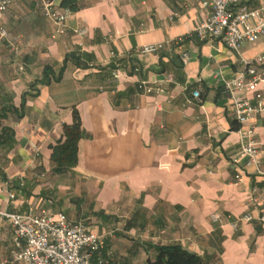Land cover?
Listing matches in <instances>:
<instances>
[{
    "label": "crops",
    "instance_id": "1",
    "mask_svg": "<svg viewBox=\"0 0 264 264\" xmlns=\"http://www.w3.org/2000/svg\"><path fill=\"white\" fill-rule=\"evenodd\" d=\"M54 1L73 7L64 34L41 0H15L0 17L9 33L0 41V101L21 111L0 125L13 131L0 146V210L66 214L105 237V264H149L157 247L173 244L206 264H264V226H232L264 209V177L239 158L244 127L225 92L244 62L264 70V36L240 54L200 41L205 0ZM249 5L264 9V0ZM149 45L163 49L142 54ZM47 69L60 80L42 84ZM75 112L77 161L61 173L52 157ZM253 123L264 164V113ZM17 252L0 218V264H20Z\"/></svg>",
    "mask_w": 264,
    "mask_h": 264
},
{
    "label": "built area",
    "instance_id": "2",
    "mask_svg": "<svg viewBox=\"0 0 264 264\" xmlns=\"http://www.w3.org/2000/svg\"><path fill=\"white\" fill-rule=\"evenodd\" d=\"M15 0H0V17L13 5ZM44 16L56 27L59 34H64L68 28L73 12L63 8L54 0H41ZM250 0H205V6L210 12L196 29V34L202 42L221 41L238 54L247 43H255L264 36V9L252 8ZM79 37H85L86 28L75 31ZM8 31L0 27V41L7 40ZM13 51L18 53L14 44ZM163 49L161 45H149L141 49L142 54H158ZM264 63V58L261 59ZM245 69L236 78L225 83V92L230 97L235 120L244 129L241 133V150L239 158L254 165L257 173L264 177V164L258 160L257 128L253 121L264 113V93L260 84L264 82V70L244 62ZM24 68L21 67L20 71ZM113 78H118L114 73ZM147 93L154 92L148 88ZM198 96V94L196 95ZM14 199L15 195L12 194ZM223 215L213 214L211 219L217 223ZM0 218L7 219L13 230L14 243L18 252L14 261L20 264H105L102 252L106 246L103 235L94 233L88 226L71 221L66 214L56 216L47 214L21 215L0 210ZM257 219L264 226V209L258 218L252 213L244 214L232 226L235 229L242 223H251Z\"/></svg>",
    "mask_w": 264,
    "mask_h": 264
},
{
    "label": "trees",
    "instance_id": "3",
    "mask_svg": "<svg viewBox=\"0 0 264 264\" xmlns=\"http://www.w3.org/2000/svg\"><path fill=\"white\" fill-rule=\"evenodd\" d=\"M71 11L73 7L65 4ZM60 76L56 77L50 69L45 71L42 84H50L52 81H59ZM8 98L0 101V125L2 121L8 118V113H16L18 117L21 111L9 106ZM81 137V121L79 115L75 112L74 123L71 126H64V140L61 141L54 150L53 161L57 164L58 172H66L72 169L77 161V146ZM13 138V131L10 128H3L0 131V146L10 144ZM101 215V214H100ZM102 216V215H101ZM157 256L155 261H150L149 264H206L204 259L197 254L188 252L179 245L161 246L156 248Z\"/></svg>",
    "mask_w": 264,
    "mask_h": 264
}]
</instances>
